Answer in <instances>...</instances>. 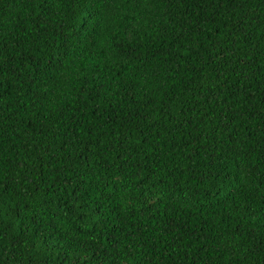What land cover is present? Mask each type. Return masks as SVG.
<instances>
[{
	"label": "trees",
	"instance_id": "trees-1",
	"mask_svg": "<svg viewBox=\"0 0 264 264\" xmlns=\"http://www.w3.org/2000/svg\"><path fill=\"white\" fill-rule=\"evenodd\" d=\"M0 264H264V0H0Z\"/></svg>",
	"mask_w": 264,
	"mask_h": 264
}]
</instances>
